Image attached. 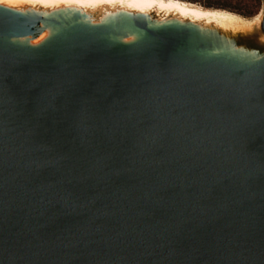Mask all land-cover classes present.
Wrapping results in <instances>:
<instances>
[{
    "label": "water",
    "instance_id": "95a60500",
    "mask_svg": "<svg viewBox=\"0 0 264 264\" xmlns=\"http://www.w3.org/2000/svg\"><path fill=\"white\" fill-rule=\"evenodd\" d=\"M77 20L0 8V264H264V51Z\"/></svg>",
    "mask_w": 264,
    "mask_h": 264
},
{
    "label": "bare ground",
    "instance_id": "6f19581e",
    "mask_svg": "<svg viewBox=\"0 0 264 264\" xmlns=\"http://www.w3.org/2000/svg\"><path fill=\"white\" fill-rule=\"evenodd\" d=\"M0 8L26 17L62 18L72 23L77 18L76 25L92 27H116L120 20L140 17L152 21L153 28L191 26L202 35L216 33L229 41H235L246 30L261 27L264 23V12L252 19H246L230 11L206 9L183 0H11L10 3L0 0ZM39 30L34 36L12 41L38 48L57 33L53 27H42ZM140 39V33L128 29L116 41L133 44ZM223 53L215 50L212 54ZM233 53H238L245 61L256 62L262 59V56L255 55L253 51L240 47Z\"/></svg>",
    "mask_w": 264,
    "mask_h": 264
},
{
    "label": "rangeland",
    "instance_id": "374dc122",
    "mask_svg": "<svg viewBox=\"0 0 264 264\" xmlns=\"http://www.w3.org/2000/svg\"><path fill=\"white\" fill-rule=\"evenodd\" d=\"M186 2L194 3L206 9L230 11L246 19H252L264 12V0H186ZM246 12L253 13V15L246 17ZM239 43L263 52L264 32L259 27L246 30Z\"/></svg>",
    "mask_w": 264,
    "mask_h": 264
},
{
    "label": "trees",
    "instance_id": "16d2710c",
    "mask_svg": "<svg viewBox=\"0 0 264 264\" xmlns=\"http://www.w3.org/2000/svg\"><path fill=\"white\" fill-rule=\"evenodd\" d=\"M183 1H186V0H183ZM252 15H253V13H247V12L245 13L246 17H251Z\"/></svg>",
    "mask_w": 264,
    "mask_h": 264
},
{
    "label": "snow or ice",
    "instance_id": "6c2138e0",
    "mask_svg": "<svg viewBox=\"0 0 264 264\" xmlns=\"http://www.w3.org/2000/svg\"><path fill=\"white\" fill-rule=\"evenodd\" d=\"M2 2H4V3H10L11 0H2Z\"/></svg>",
    "mask_w": 264,
    "mask_h": 264
}]
</instances>
